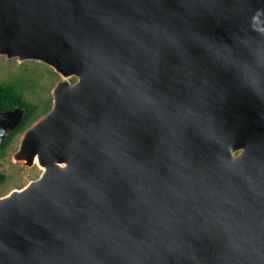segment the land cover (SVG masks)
Instances as JSON below:
<instances>
[{
    "label": "water",
    "instance_id": "95a60500",
    "mask_svg": "<svg viewBox=\"0 0 264 264\" xmlns=\"http://www.w3.org/2000/svg\"><path fill=\"white\" fill-rule=\"evenodd\" d=\"M0 56L61 77L0 264H264V0H0Z\"/></svg>",
    "mask_w": 264,
    "mask_h": 264
},
{
    "label": "rangeland",
    "instance_id": "374dc122",
    "mask_svg": "<svg viewBox=\"0 0 264 264\" xmlns=\"http://www.w3.org/2000/svg\"><path fill=\"white\" fill-rule=\"evenodd\" d=\"M60 80L59 74L41 62L33 60L20 61L17 58L0 56V84H11L15 88L11 96L2 102L1 105L6 109L0 112L15 109L7 108L20 96L29 103L39 106V117L33 122L36 123L52 109V92ZM69 81L74 83L76 78L73 77ZM23 134L24 132L14 134V131H12L2 141L3 143L10 138L4 155H0V198L8 196L14 191L24 189L32 182L37 181L43 173L37 166H28L25 162L14 158Z\"/></svg>",
    "mask_w": 264,
    "mask_h": 264
},
{
    "label": "trees",
    "instance_id": "16d2710c",
    "mask_svg": "<svg viewBox=\"0 0 264 264\" xmlns=\"http://www.w3.org/2000/svg\"><path fill=\"white\" fill-rule=\"evenodd\" d=\"M14 89H15L14 86L11 84H7V83L0 84V111L6 109L1 104L8 97L11 96V94L14 92ZM13 108H20L25 110V114L21 119L20 123L18 124L17 128L15 129L14 134L24 132L39 117L38 114L39 106L29 103L20 96L16 98L7 109H13ZM9 139L10 138L6 139L1 144V154H0L1 156L4 155V151L9 144Z\"/></svg>",
    "mask_w": 264,
    "mask_h": 264
},
{
    "label": "bare ground",
    "instance_id": "6f19581e",
    "mask_svg": "<svg viewBox=\"0 0 264 264\" xmlns=\"http://www.w3.org/2000/svg\"><path fill=\"white\" fill-rule=\"evenodd\" d=\"M35 166H37L38 168H40L42 170V172L45 171L46 166L42 165V163L39 161L38 157H35Z\"/></svg>",
    "mask_w": 264,
    "mask_h": 264
}]
</instances>
